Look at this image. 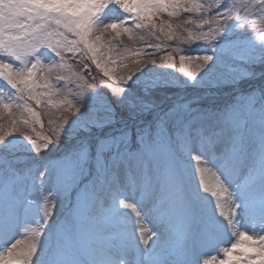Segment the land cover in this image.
I'll return each instance as SVG.
<instances>
[{"label": "snow or ice", "instance_id": "obj_1", "mask_svg": "<svg viewBox=\"0 0 264 264\" xmlns=\"http://www.w3.org/2000/svg\"><path fill=\"white\" fill-rule=\"evenodd\" d=\"M0 264H264V0H0Z\"/></svg>", "mask_w": 264, "mask_h": 264}, {"label": "rangeland", "instance_id": "obj_2", "mask_svg": "<svg viewBox=\"0 0 264 264\" xmlns=\"http://www.w3.org/2000/svg\"><path fill=\"white\" fill-rule=\"evenodd\" d=\"M180 47L182 49H190L192 52H197L198 51L197 45H195V44L191 45V46L181 45ZM177 74H178V72H177ZM200 91H202V90L189 89L187 91V95L184 96V99L185 100L192 99L194 96L199 95ZM175 93H176L175 89H168V88L160 89L155 94L156 102L160 105V107L163 110L166 111L168 107H170L174 102H176L179 99L178 95H176ZM170 101H171V104H169L167 106H162L164 102H170ZM45 125H46V118H45Z\"/></svg>", "mask_w": 264, "mask_h": 264}, {"label": "trees", "instance_id": "obj_3", "mask_svg": "<svg viewBox=\"0 0 264 264\" xmlns=\"http://www.w3.org/2000/svg\"><path fill=\"white\" fill-rule=\"evenodd\" d=\"M170 102H171V101H170ZM170 102H164L162 106H165V105H167V104L170 103Z\"/></svg>", "mask_w": 264, "mask_h": 264}]
</instances>
